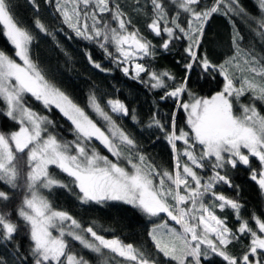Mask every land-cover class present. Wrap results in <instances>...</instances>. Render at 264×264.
I'll use <instances>...</instances> for the list:
<instances>
[{"label": "snow or ice", "instance_id": "obj_1", "mask_svg": "<svg viewBox=\"0 0 264 264\" xmlns=\"http://www.w3.org/2000/svg\"><path fill=\"white\" fill-rule=\"evenodd\" d=\"M46 2L52 4L53 0ZM54 3L62 23L77 37L95 42L121 66L125 76L131 75L128 66L131 63L134 80L162 91L161 101L171 99L183 109L190 132L177 126L175 112L166 126L154 111L146 127L164 133L174 154V174L159 172L147 163L143 154L133 156L134 138L116 125L95 95H90L87 105L81 107L47 79L30 57L35 36L15 18L9 0H0V35L13 49L11 54L0 49V117L17 125L11 130L0 129V184L8 189L0 190V205L4 206L0 208V248L12 245L15 249L9 253L13 256L12 264H92L82 255L68 251V238L95 256L96 264H107L104 250L135 264H160L157 257L161 254L174 264H213L217 258L223 264H264V220L252 213L254 228L242 215L244 205L239 199V185L232 182L231 176L238 167H247L250 179L264 190V115L255 107L256 100L264 102V54L254 46L242 48L244 37L235 29L231 36L233 55L221 63H213L206 53L200 54L206 24L224 4L226 13L243 18L250 31L264 43V0H256V16L247 11L241 0H214L210 7H201V0H146L137 11L150 7L146 27L161 38L159 46L132 25L119 3L112 4L111 0H54ZM29 4L34 12H39L37 0H29ZM169 4L176 9L174 14L169 13ZM181 12L186 20L181 19ZM105 13L110 14L116 27L104 19ZM32 27L54 35L38 17ZM181 40L187 44L183 48L185 75L179 81L167 69L132 63L154 60L158 52L170 51ZM109 43L116 55L109 51ZM86 58L91 66L103 70L90 52ZM241 58L242 71L249 75L237 79L233 69L240 67L237 62ZM197 68L201 74L198 79L223 78L221 89L209 98L197 96L189 86L191 74ZM249 93V103L245 104L242 98ZM184 96L189 100L185 101ZM30 100L40 103L45 114L32 109ZM106 105L111 113L139 122L135 109H129L119 99H108ZM85 108H90L108 127L99 126ZM50 111H57L69 123L73 139L67 140L55 131L57 125L48 114ZM96 143L115 161L101 154ZM25 150L24 195L15 208L14 222L13 212L6 206L13 199L10 193L21 188L22 172L16 161L17 154ZM125 161L130 169L124 166ZM55 172L65 175L68 181L56 178ZM156 178L158 183L154 182ZM220 185L235 190L236 198L218 191ZM58 188L75 194L84 206L111 207L123 203L150 217L164 213L180 230L167 225L164 231L154 228L149 235L155 251L144 253L118 238L99 234L95 221L85 227L67 211L56 210L49 197ZM44 190L48 195L42 194ZM217 210L231 211L236 226L231 227L227 217L218 215ZM21 225L29 241L27 253H22L15 242ZM244 239L249 242L243 245L240 254L232 253L230 247ZM0 264H9L2 253Z\"/></svg>", "mask_w": 264, "mask_h": 264}, {"label": "trees", "instance_id": "obj_2", "mask_svg": "<svg viewBox=\"0 0 264 264\" xmlns=\"http://www.w3.org/2000/svg\"><path fill=\"white\" fill-rule=\"evenodd\" d=\"M112 4L119 3L121 6L125 5L124 0H111ZM12 6L15 18L27 26L35 36L34 42L30 45V57L38 65V67L46 75L47 79L56 87L63 90L69 97L79 106L85 107L88 103L89 96L95 95L102 107H106L108 99H119L125 103L129 109H135L138 123H134L130 117H124L121 121V126L126 133H130L134 138L136 148L133 149L132 155L143 154L147 157V163L155 166L159 171H173L174 154L171 151L170 145L167 143L163 132L158 131L155 127H146L149 117L154 111L158 112V118L166 126L168 125L173 112L176 113L177 126L190 132L186 125L187 113L183 109L174 105L173 100L169 99L161 101L160 97L162 91L153 90L150 87L142 84L139 80H134L132 71L131 75L125 76L121 71V66L109 56H107L95 42L84 40L77 37L75 33L62 23V17L55 11V3L46 2V0H37L39 4V12H34L33 7L29 4V0H9ZM214 0H201V7H210ZM241 3L249 13L258 15L255 0H241ZM139 7L143 3L139 0H130V6L126 8V12L134 15V5ZM146 4V0H145ZM170 14H174L176 9L168 5ZM147 13V14H146ZM104 19L109 21L112 27L116 23L111 21L110 14L105 13ZM136 15V14H135ZM151 10L150 7H145L139 11L137 18L133 19L140 28L142 35L146 38L152 37L153 43L156 46L161 44L160 37L151 36L146 24L150 22ZM39 18L47 28L54 33V35H46L32 27L35 18ZM181 19L186 20L185 14L181 12ZM91 24V20L88 21ZM234 29L238 30L244 37L241 41V47L248 49L254 46V49L259 53L264 54V43H262L257 36L250 31L248 23L241 17L235 16L231 13H226L224 7L217 13L213 14L208 20L205 27V34L200 54H207L208 58L213 63H221L225 57L233 55V46L231 45V36ZM187 41H176L168 52H158L156 58L143 59L146 66L151 65L156 70L167 69L179 81L184 75L183 63L185 53L183 48ZM221 47V48H220ZM109 51L116 55L114 46L109 43ZM0 49L6 53L11 54L13 49L9 46L6 40L0 35ZM90 52L92 59L99 62L103 70H98L91 66L89 60L86 58V53ZM130 68V67H129ZM200 69L197 68L191 74L189 86L192 91L199 97L209 98L216 91L222 87V77L201 78L198 79ZM144 79V74H141ZM172 84V81H168ZM249 96L251 93L243 97L245 104L249 103ZM185 101L189 100L188 96H184ZM31 108L38 114L44 115L45 110L40 103L28 101ZM255 107L260 115H264V102L255 101ZM90 117L94 120V114L90 108H85ZM237 112L239 109H236ZM52 120L55 121L57 127L56 132L60 133L65 139L71 140L73 136L69 133V123L61 118L57 111H50L48 113ZM17 128L16 124L10 123L7 119L0 117V129L11 130ZM182 145V142H178ZM98 150L103 155H108L109 159L115 161L98 143L95 144ZM26 153L17 154V166L22 172L21 181L24 182L26 176ZM127 164L126 161L124 165ZM253 167H256V161L252 162ZM50 171H53L50 169ZM56 178L67 182L69 178L55 172ZM232 182L239 185L240 196L239 199L243 203L244 208L242 215L249 219L252 226L256 225L251 221V214L255 213L258 218L264 220V190H261L258 184L250 179V174L247 167L240 166L231 173ZM20 183V182H19ZM18 188L15 193H10L13 199L6 206L11 209L12 220L16 221L15 208L23 198L24 192ZM0 190L8 191L3 184H0ZM218 191L222 192L228 197L236 198V191L227 186H218ZM48 195L47 190L42 192ZM56 210H65L75 219H77L83 226L92 225L95 221V230L104 235L106 238H118L124 244H132L136 249L144 253H154L153 242L150 238V231L152 227L159 224V221H154L150 216L140 212L131 206L123 203H115L114 206H84L78 202L75 194L64 190L57 189L49 197ZM4 206L0 205V208ZM217 214L226 216L231 227L236 226L231 211L223 213L217 210ZM20 246L22 253H27L29 248V241L25 234V229L21 225L20 231L16 236V241ZM248 239L242 240L240 243H235L230 247L232 253L239 255L243 245L247 244ZM70 253L78 256L82 255L85 259L96 264V257L90 252L84 250L78 242L69 240ZM15 249L12 245H8L7 249L0 248V253L3 254L9 264H12L13 256L9 253H14ZM160 264H174L164 258L162 254L157 257ZM120 262L126 261L119 259ZM116 263V261H115ZM31 264V262H29ZM213 264H223L220 258L213 261Z\"/></svg>", "mask_w": 264, "mask_h": 264}, {"label": "rangeland", "instance_id": "obj_3", "mask_svg": "<svg viewBox=\"0 0 264 264\" xmlns=\"http://www.w3.org/2000/svg\"><path fill=\"white\" fill-rule=\"evenodd\" d=\"M256 1V0H255ZM141 3H143L142 5H145V0H141ZM124 4L125 5H123V6H121V8H122V10L127 14V16L128 17H130L131 18V21H132V25H134L135 26V28L136 29H139V31H140V28H139V26L137 25V23H135V21L133 20V19H135V18H137L136 16H137V14H139V11H137V4H135L134 5V13L136 14H134V15H130L128 12H126V8H128L130 5V0H124ZM69 7H71V5H69ZM227 8V4H224V10ZM117 25H115V27H116ZM133 30V28L131 27V26H129V31H132ZM140 33L142 34V32L140 31ZM151 34V33H150ZM151 36H154V35H152L151 34ZM155 37V36H154ZM148 40H150L152 43H153V40H152V37H148L147 38ZM153 45H154V43H153ZM125 47H127V46H125ZM221 48V47H220ZM229 57V56H228ZM227 57H225V59H226ZM224 59V60H225ZM242 59L243 58H241V60L240 61H238L237 63L240 65V67L239 68H234L233 69V72H234V75H235V77L237 78V79H239L242 75H249L248 73H244L243 71H242V68H243V63H242ZM143 60V59H142ZM142 60H135V61H133L132 63H135V62H141ZM19 62V61H18ZM129 67H130V69H131V71H132V74L134 75L135 73H134V71H133V69H132V66H131V63L128 65ZM250 75H254V74H250ZM92 95V94H91ZM104 108V107H103ZM91 110V109H90ZM104 111H106V112H108L109 113V115H111L112 116V119L115 121V123H116V125L119 127V128H121V130H123V127L121 126V121H122V119L125 117V116H123V115H117V114H113V113H111V111H110V108L109 107H105L104 108ZM91 112L94 114V117H95V119H94V121H96L97 123H98V125L99 126H101L102 128H107L108 127V125L106 124V122H104L103 120H102V118H100L97 114H95L92 110H91ZM125 167H128L129 169H130V166L129 165H127V164H125L124 165ZM163 172V171H162ZM161 172V173H162ZM172 173L174 174V171H172ZM20 184H22V186H23V184H24V182L23 181H21V179H20ZM154 182L155 183H158V178H156L155 180H154ZM169 182H167L166 181V185L168 184ZM43 194V193H42ZM151 219L152 220H154V221H159L160 223L159 224H157V225H155L154 227H152V229H151V231L154 229V228H159V230L160 231H164L165 229H164V226L165 225H167V227L168 228H176L177 230H180V226L179 225H176L175 224V222L174 221H171L170 220V218L169 217H167V215L166 214H164V213H161V214H159L158 216H156V217H151ZM24 228V227H23ZM150 231V232H151ZM68 240H71V238H68ZM69 251V250H68ZM104 256H105V258H106V260H107V264H135V262H132V261H128L126 258H123V257H119L118 255H116V254H113V253H111L110 252V250H104ZM122 259V260H124V261H126V263H122V262H120V260L119 259ZM115 261H116V263H115Z\"/></svg>", "mask_w": 264, "mask_h": 264}]
</instances>
